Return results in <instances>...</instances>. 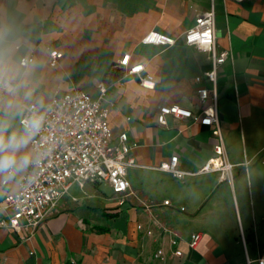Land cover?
<instances>
[{
    "label": "crops",
    "instance_id": "crops-1",
    "mask_svg": "<svg viewBox=\"0 0 264 264\" xmlns=\"http://www.w3.org/2000/svg\"><path fill=\"white\" fill-rule=\"evenodd\" d=\"M211 8L217 46L230 53L216 86L224 154L233 165L228 180L219 172L199 173L215 157L212 128L174 116L166 126L157 121L161 106L179 105L198 115L211 103H201L197 93L198 87L213 92L204 79L209 55L183 40L197 16ZM0 29L17 65L34 56L22 69L34 101L47 106L55 94L74 89L98 99L104 83L105 102L114 106V142L127 133L138 164L128 172L124 196L99 183L77 186L86 196L78 199L71 186L29 239L0 227V264H246L242 234L249 257H256L257 246L264 250L257 227V221L264 227V0H0ZM151 32L174 37L175 46L143 44ZM49 49L63 53L54 68ZM126 55L129 67L144 65L141 75L153 78L154 90L141 87L140 77L127 69L119 80L105 81ZM197 77L203 80L197 83ZM173 156L180 170L194 175L176 179L158 169ZM103 185L111 196L91 202ZM18 187L0 184V204ZM3 219L7 214L0 211ZM195 233L203 238L191 250ZM173 238L181 257L173 253ZM160 249L164 260L154 258Z\"/></svg>",
    "mask_w": 264,
    "mask_h": 264
},
{
    "label": "built area",
    "instance_id": "built-area-1",
    "mask_svg": "<svg viewBox=\"0 0 264 264\" xmlns=\"http://www.w3.org/2000/svg\"><path fill=\"white\" fill-rule=\"evenodd\" d=\"M244 2L247 0H234ZM216 14L214 8L197 16L195 25L183 35L184 44L196 47L209 55L211 69L204 74V79L212 84L213 92L204 87H198L197 93L201 103L211 100L210 105L200 114L195 115L190 110L179 105L161 106L158 110V124L166 126L167 117L174 116L177 119H189L194 123H200L213 129V135L218 140L215 146V157L200 170L199 173L219 172L222 179L232 177L233 165L227 162L224 154L223 140L220 129V120L217 111L218 70L230 58V53L220 50L217 46ZM143 44L164 47H173L176 39L158 32L149 33L142 41ZM49 66L56 67L63 58V53L49 49ZM34 56L21 58L19 64L27 67L34 63ZM130 56L126 55L119 66L131 75L140 77L141 87L154 90L156 83L151 76L142 77L144 65L129 67ZM202 77L195 81L200 83ZM100 97L93 99L89 93L74 89L63 95L55 94L51 102L45 106L49 109L47 120L41 133L34 139L32 148L47 151L41 166L36 170L35 178L29 183H18L15 193L5 196L0 211H5L7 219L0 221V227L10 229L22 234V239H29L35 231L45 222L48 214L69 193L73 185L83 189L87 184L107 183L117 195H125L130 189L128 172L138 167L132 154L136 145L129 144L127 133H122L114 142L112 127L109 121L113 111V104H106L107 92L104 83L98 86ZM130 119L128 118V121ZM159 170L173 175L176 179H182L187 173L178 168V157L173 156L168 162L162 164ZM24 181V177H20ZM126 203L124 199L120 206ZM169 201L164 205L168 206ZM141 229V226L138 227ZM203 236L195 233L191 236L188 246L191 250L197 248ZM245 246L246 264H264V250L257 246L256 257H249L246 249V239L242 234ZM258 245L259 241L255 238ZM171 245L175 248L174 255L182 256L178 249L179 241L171 239ZM163 250H158L154 258L164 260Z\"/></svg>",
    "mask_w": 264,
    "mask_h": 264
},
{
    "label": "clouds",
    "instance_id": "clouds-1",
    "mask_svg": "<svg viewBox=\"0 0 264 264\" xmlns=\"http://www.w3.org/2000/svg\"><path fill=\"white\" fill-rule=\"evenodd\" d=\"M4 45L0 29V184L29 183L50 150L30 147L43 130L49 109L34 101L28 73L22 70L26 63L17 65Z\"/></svg>",
    "mask_w": 264,
    "mask_h": 264
},
{
    "label": "rangeland",
    "instance_id": "rangeland-1",
    "mask_svg": "<svg viewBox=\"0 0 264 264\" xmlns=\"http://www.w3.org/2000/svg\"><path fill=\"white\" fill-rule=\"evenodd\" d=\"M84 191L89 192L90 191V187L86 186ZM98 191H99L98 192V196L99 197L96 200H93L91 202L98 201V202L104 203L111 196V190L108 187L104 186V185L101 186ZM71 195L74 196V197H78V199H80V198L83 199L84 198V200H85V198H86V196H83L82 191H80L78 189L77 185H73L72 190H71ZM236 219H237V217H236ZM237 221H238V219H237ZM257 224H258V226H257L258 227V232L260 231V233H259L260 235H258V239L260 240L261 247H262V244H264V239L262 237V235L264 234V231L262 229H264V227H263V224L260 223L259 221H257ZM244 231H245V235H246V237L248 239V237H249V229L245 228V225H244ZM253 237H254V235H253ZM253 243H254V246H255L254 240H253ZM249 249H252V243L251 242H249Z\"/></svg>",
    "mask_w": 264,
    "mask_h": 264
},
{
    "label": "trees",
    "instance_id": "trees-1",
    "mask_svg": "<svg viewBox=\"0 0 264 264\" xmlns=\"http://www.w3.org/2000/svg\"><path fill=\"white\" fill-rule=\"evenodd\" d=\"M124 74V69L121 68L120 66H117V68L115 70H112L106 77V82L107 83H113L117 80H119L122 75ZM114 215V216H113ZM112 216L115 217V216H118L117 213L113 214ZM101 232H105L106 230H100Z\"/></svg>",
    "mask_w": 264,
    "mask_h": 264
}]
</instances>
